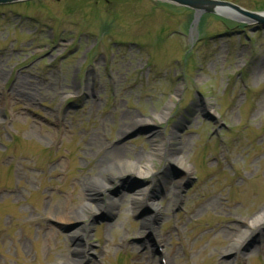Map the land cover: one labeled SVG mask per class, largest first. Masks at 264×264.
I'll return each instance as SVG.
<instances>
[{
  "label": "rangeland",
  "instance_id": "1",
  "mask_svg": "<svg viewBox=\"0 0 264 264\" xmlns=\"http://www.w3.org/2000/svg\"><path fill=\"white\" fill-rule=\"evenodd\" d=\"M196 15L165 0L0 5V264H264V223L250 226L264 213V25ZM115 158L154 175L94 188ZM145 190L156 213L134 203ZM69 210L81 219L59 220Z\"/></svg>",
  "mask_w": 264,
  "mask_h": 264
},
{
  "label": "bare ground",
  "instance_id": "2",
  "mask_svg": "<svg viewBox=\"0 0 264 264\" xmlns=\"http://www.w3.org/2000/svg\"><path fill=\"white\" fill-rule=\"evenodd\" d=\"M223 15H226L227 17H229L230 15H228V13L233 14V10L227 9V10H222ZM169 111V109H167ZM148 123V121L140 119V120H136L133 121L132 125H125L123 127V131L122 133H127L128 131L136 128L137 126L141 125V124H146ZM92 143L94 147H100L99 151L103 149L104 145L101 143V141L98 139V137H93L92 139ZM160 155V150L159 151H155V154L151 157L153 159V157L159 156ZM171 159L173 160V162L178 165L179 167H181L184 170V178L182 179L184 180H188L191 175H192V170L187 168L185 166V160L184 158H182L181 156H176V155H172ZM106 163V162H105ZM154 166H142L140 164H136L134 162L131 161H126L123 158H115L113 160H110L107 164H105V167L102 169L101 174L99 175V177L97 179H94L91 181V185L95 188V187H101L103 188L104 186H107V177H104L105 175H109V176H123V175H127L130 173H134L136 175H138L140 178H149L152 177L154 175ZM183 181H178L177 183H175V200L178 202H180L181 200V189L183 188ZM81 198V196H80ZM134 203L137 205H141V206H148L150 207L154 213L157 212V206H156V202H155V198L153 196H150V193L148 192V190L142 191L139 195H137L136 198H134ZM80 207L82 208L81 210H86L88 212H94L98 210V206L96 204L87 202V201H81L80 202ZM84 212V211H83ZM56 214V212H55ZM59 220L62 221H69V222H73V221H79L81 219L78 211H63L59 213ZM153 219V217H151ZM252 223V225H250L251 227H258L259 225H261L262 223H264V213L262 215H259L257 217H254L253 219L250 220ZM150 226H152V224L150 223ZM152 228V227H151ZM83 232V231H82ZM81 231H78L75 233V238H79L80 239V233H82ZM246 236V235H245ZM162 242V241H161ZM238 245H241V242L238 243ZM86 250V248H85ZM227 253L228 254H233L234 251H232L231 249H227ZM64 264H74L71 261H68Z\"/></svg>",
  "mask_w": 264,
  "mask_h": 264
},
{
  "label": "water",
  "instance_id": "3",
  "mask_svg": "<svg viewBox=\"0 0 264 264\" xmlns=\"http://www.w3.org/2000/svg\"><path fill=\"white\" fill-rule=\"evenodd\" d=\"M27 1L30 0H0V5H9V4L22 3ZM56 1H60V0H56ZM165 1L176 3L181 7H186L191 10H194L197 14L196 15L197 19L199 18V16L202 15V14L199 15V12L218 15V14H222L220 13L222 12V10L230 9L233 10V12L236 11L239 14H241V16L245 17L246 19L239 17L243 21L250 20L256 22L259 25H264V13H252L238 6L226 2H220L216 0H165ZM228 15L232 16L233 14L228 13Z\"/></svg>",
  "mask_w": 264,
  "mask_h": 264
}]
</instances>
